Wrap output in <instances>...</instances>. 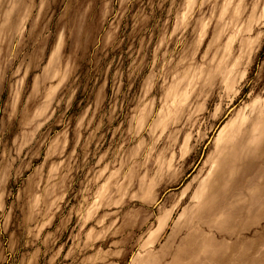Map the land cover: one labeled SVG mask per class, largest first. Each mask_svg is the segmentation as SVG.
I'll use <instances>...</instances> for the list:
<instances>
[{
  "label": "rangeland",
  "instance_id": "374dc122",
  "mask_svg": "<svg viewBox=\"0 0 264 264\" xmlns=\"http://www.w3.org/2000/svg\"><path fill=\"white\" fill-rule=\"evenodd\" d=\"M0 264H264V0H0Z\"/></svg>",
  "mask_w": 264,
  "mask_h": 264
}]
</instances>
